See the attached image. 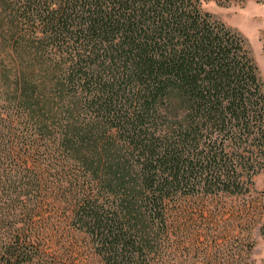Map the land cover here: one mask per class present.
<instances>
[{"label":"trees","instance_id":"trees-1","mask_svg":"<svg viewBox=\"0 0 264 264\" xmlns=\"http://www.w3.org/2000/svg\"><path fill=\"white\" fill-rule=\"evenodd\" d=\"M261 170L257 65L200 0H0V264H253Z\"/></svg>","mask_w":264,"mask_h":264},{"label":"rangeland","instance_id":"rangeland-1","mask_svg":"<svg viewBox=\"0 0 264 264\" xmlns=\"http://www.w3.org/2000/svg\"><path fill=\"white\" fill-rule=\"evenodd\" d=\"M200 2L202 8L214 18L238 31L244 37L264 85V0H200ZM253 179L256 190L264 200V170L259 171ZM262 223L263 219L252 230L254 247L251 258L253 264H264V226H261ZM186 245L192 247L188 243Z\"/></svg>","mask_w":264,"mask_h":264}]
</instances>
